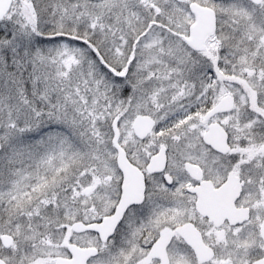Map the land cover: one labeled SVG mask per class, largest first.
<instances>
[{"label": "snow or ice", "instance_id": "6c2138e0", "mask_svg": "<svg viewBox=\"0 0 264 264\" xmlns=\"http://www.w3.org/2000/svg\"><path fill=\"white\" fill-rule=\"evenodd\" d=\"M0 264H264V0H0Z\"/></svg>", "mask_w": 264, "mask_h": 264}]
</instances>
